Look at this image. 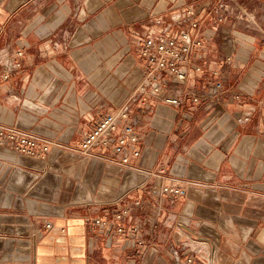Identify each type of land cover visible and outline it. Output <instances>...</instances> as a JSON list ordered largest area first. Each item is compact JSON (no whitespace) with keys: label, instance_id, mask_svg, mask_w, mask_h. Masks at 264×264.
Instances as JSON below:
<instances>
[{"label":"crops","instance_id":"crops-1","mask_svg":"<svg viewBox=\"0 0 264 264\" xmlns=\"http://www.w3.org/2000/svg\"><path fill=\"white\" fill-rule=\"evenodd\" d=\"M209 5L0 0V61L22 52L0 78V125L57 142L43 158L0 143V264H264V20L240 32ZM182 29L204 40L202 71L162 91L177 104L133 97L136 169L119 163L116 133L81 152L141 77L136 38Z\"/></svg>","mask_w":264,"mask_h":264},{"label":"built area","instance_id":"built-area-1","mask_svg":"<svg viewBox=\"0 0 264 264\" xmlns=\"http://www.w3.org/2000/svg\"><path fill=\"white\" fill-rule=\"evenodd\" d=\"M217 18L222 20L224 13H220ZM190 25L196 27L197 23L191 21ZM203 42L201 36L187 29L180 30L176 35H167L161 32L155 37L151 35L138 36L134 44L136 54L142 61L143 71L132 92L135 95L138 93L146 97H156L169 104L179 103V100L173 96L161 95V93L169 86L185 85L189 71L199 73L202 71L201 65L194 60L193 51ZM21 55L22 52L17 51L10 60L0 61L2 79H8L10 74L21 66ZM215 86L219 87L220 83H216ZM186 94L189 95L191 102L199 101L198 95L189 91H186ZM130 109V103L125 102L116 110L106 113L100 118L82 138L81 152L90 154L93 145H107L112 134L116 133L114 149L119 155V163L136 169L129 158L130 154L132 157L139 155V149L135 146L138 136L134 130L133 122H125L129 117ZM0 143L16 149L19 153L43 158L49 152L50 147L56 145L57 142L32 131L0 126ZM162 191L170 194L184 193L183 189L167 187H163ZM124 213L125 211L114 212V220H120ZM46 227H50V223H47ZM116 230L121 232V226H118Z\"/></svg>","mask_w":264,"mask_h":264},{"label":"rangeland","instance_id":"rangeland-1","mask_svg":"<svg viewBox=\"0 0 264 264\" xmlns=\"http://www.w3.org/2000/svg\"><path fill=\"white\" fill-rule=\"evenodd\" d=\"M209 4H210L209 9L212 10V12L216 13V18L220 13H224L223 20L225 19L226 21L228 20L230 22H234L236 25L235 29L237 31L241 32L242 28L246 29V30L247 29H255V28L260 29V24L262 27V24H263L262 22L264 20V0H209ZM192 21H195V20H192ZM190 22H189V24H190ZM197 26H198V23H197L196 27ZM108 51H109V49H108ZM133 51H134L133 55L135 57H138L136 54L135 48ZM0 78H1V67H0ZM2 80H4V79H2ZM133 89L130 91L128 96L125 97L123 103L128 102L131 105L133 97H135V93L132 92ZM27 94L28 95H35V93H29V92ZM96 96H97V98L95 99V101L101 102L103 100L101 93H97ZM9 97L11 99H13L14 102L18 101L16 93H14V94L11 93V95H9ZM33 97L34 96H32L31 98L28 97L27 100H30ZM24 99L26 100V97ZM95 104L96 103H92V112L93 113H95V111H97V109H95V107H96ZM119 106L120 105L113 107L112 111L116 110V108ZM21 109H23V108H21ZM0 126H4V125H0ZM6 127H8V126H6Z\"/></svg>","mask_w":264,"mask_h":264}]
</instances>
